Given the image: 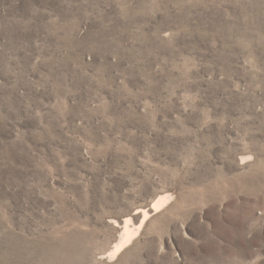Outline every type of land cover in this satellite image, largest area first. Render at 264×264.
Wrapping results in <instances>:
<instances>
[{"label":"rangeland","instance_id":"obj_1","mask_svg":"<svg viewBox=\"0 0 264 264\" xmlns=\"http://www.w3.org/2000/svg\"><path fill=\"white\" fill-rule=\"evenodd\" d=\"M0 264H264V0H0Z\"/></svg>","mask_w":264,"mask_h":264},{"label":"bare ground","instance_id":"obj_2","mask_svg":"<svg viewBox=\"0 0 264 264\" xmlns=\"http://www.w3.org/2000/svg\"><path fill=\"white\" fill-rule=\"evenodd\" d=\"M169 199H170V196L160 198L157 202H155V204H153L151 211H153L154 213L157 212L160 208H162L167 203ZM147 218H148V213L144 211L142 213V219L139 224V229L143 226ZM124 228L125 229L121 233L118 243L114 246V248L107 255L108 259L114 258L117 255V253L120 250H122L125 246H127V244L130 243V241H132V239L134 238L136 232L129 230L127 226H125Z\"/></svg>","mask_w":264,"mask_h":264}]
</instances>
